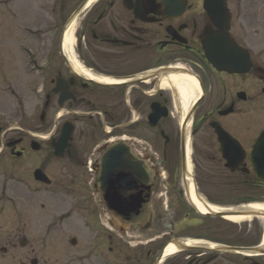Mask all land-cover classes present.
<instances>
[{"label":"flooded vegetation","instance_id":"flooded-vegetation-1","mask_svg":"<svg viewBox=\"0 0 264 264\" xmlns=\"http://www.w3.org/2000/svg\"><path fill=\"white\" fill-rule=\"evenodd\" d=\"M0 7L12 20L20 8V30H8L4 53L13 70L17 52L19 70L29 81L8 85L23 117L16 114L0 126V264H87L91 255L102 264H264V225L253 239L240 241L221 240L219 232L189 234L194 223L186 205H192L189 186L197 183L190 162L195 149L183 148L184 134L189 140L207 125L219 151L211 125L218 122L246 153L233 171L219 151L220 161L231 175L247 176L250 188H262L259 203L264 204V183L254 177L248 159L264 129L252 139L250 133L231 130L230 121L247 104L264 109V0H0ZM173 76L198 85L189 90L195 102L181 122L179 149L169 130L175 126L174 109L182 114L186 82L175 86ZM28 92L31 101L23 98ZM152 112L160 116L156 123ZM141 126L146 133H140ZM70 127L73 133L62 155L69 157L67 174L53 175L64 159L57 155L55 141ZM159 137L163 146L157 149ZM120 140L146 170L126 177L139 181L131 189L141 198L134 210L147 217L126 225L111 216L95 185L100 178L107 180L101 176V159ZM78 209L86 227L108 230L95 245L99 254L44 255L37 237L59 249L57 236L64 224L73 223ZM114 239L120 254L108 261V252H114L108 243ZM67 242L78 243L75 236ZM173 242L177 251L165 254ZM127 244L138 251L131 259L125 254Z\"/></svg>","mask_w":264,"mask_h":264},{"label":"rangeland","instance_id":"rangeland-1","mask_svg":"<svg viewBox=\"0 0 264 264\" xmlns=\"http://www.w3.org/2000/svg\"><path fill=\"white\" fill-rule=\"evenodd\" d=\"M18 17L15 19H11V17L4 12L3 7H0V126L7 125L12 122L15 115L19 114L21 117L22 113L19 111L16 112V98L8 91V85H12V82L15 80L23 85V81L26 84L29 83L27 80H24L23 76L25 75L24 70H19L20 60L16 55L17 52L13 53L14 62L17 66L15 69L8 68L7 63H9L8 58L5 55V48L8 45L7 36L9 34V29L20 30V25L18 19L20 18V8L15 9ZM35 20V19H34ZM30 21V18H29ZM21 41V38L18 41H13L12 46L17 47L18 43ZM6 65V67L4 66ZM12 74V77L10 75ZM11 83V84H10ZM25 85V84H24ZM13 86V85H12ZM15 86V85H14ZM22 87V86H21ZM28 90V87H27ZM25 88V91H27ZM29 91V90H28ZM29 97V98H28ZM28 98V101H31L30 93L23 97ZM178 106V101H176ZM30 103V102H27ZM33 109L35 101L32 102ZM246 109V110H245ZM243 112V111H242ZM30 113V114H29ZM12 114V116H10ZM31 111L27 112V120L30 122ZM25 116V115H24ZM177 118H176V117ZM200 117L199 113L196 116V119ZM65 117H61V120ZM231 125L233 126L231 130L234 128L235 131L239 132V134L250 133L255 139L256 136L264 129V109L263 106L259 103H251V105L247 104L244 106V113L235 114L230 116ZM172 120L175 122V126L173 123V127L171 130L174 140L176 142L177 148H180L181 143V115L177 114L174 109V115L172 116ZM171 124L168 122V126ZM236 127V128H235ZM51 129V128H50ZM128 131H124V135H128ZM147 131L143 130V127H140V133H146ZM47 136V135H46ZM149 136V134H148ZM157 139V138H156ZM78 147V143L76 142ZM163 146V140L159 137V141L156 140V148L160 149ZM189 147L190 151L192 148L193 151L192 158L193 161H190L193 167V173L195 174V179L198 186V191L200 192L202 198L211 205L220 207V208H235L238 206H242L246 200H249L250 203H259L261 194L263 191L259 188H250L249 184L245 183V179L247 176H243L239 178L237 174L231 175L228 170L224 167L223 163L220 161V153L218 151V144L213 133V130L210 127L204 126L200 133L194 134V136H189ZM80 152V151H79ZM180 152V151H179ZM83 153V151H82ZM64 157V156H63ZM62 157V158H63ZM67 156L64 157L63 160L58 161V170L52 169L53 175H64L67 174L66 165L68 166L70 163L68 161ZM52 164V161L50 162ZM66 164V165H65ZM69 167V166H68ZM64 179V178H61ZM76 184H80L77 182ZM251 185V184H250ZM191 189V187H190ZM252 191V192H251ZM188 202V201H187ZM190 208V212L188 215V220L193 224V228L189 230V234L191 235H200L202 233H210L209 236H213V232H219L218 238L221 240H230L234 239V241H240L244 239H253L257 233V228L263 226L260 218L252 217L250 219H245L243 221H230L226 218L220 217H206L205 220L202 219L201 215L195 212L192 208V205L188 202L186 205ZM82 210H77V214L69 225H63V229L57 236V243L60 240L59 249L56 247L50 246L52 242H47L46 237L44 241L41 242V237H37V243L41 247L43 254H72L74 253L78 257L82 254H94L95 245L97 243H101L103 239V234L105 233V229L96 228L95 226L90 229L86 227L83 223L84 216L81 217L79 214ZM183 215H176L180 217ZM166 217V216H164ZM161 218V222L165 219L162 215H159ZM202 220V222H201ZM209 222V223H207ZM69 223V222H68ZM202 225L200 226V224ZM199 224V225H198ZM8 224L6 223V226ZM110 227V226H109ZM207 227H212L211 231L207 230ZM23 230V229H22ZM21 230V231H22ZM25 231V230H23ZM38 234V231L28 230L25 231V234L32 235ZM159 233V232H158ZM159 235V234H158ZM77 238V246H73L70 242H67V239H71L72 237ZM217 236V235H216ZM117 239V238H116ZM116 239H114V243H110L109 240L108 247H113L114 252H108V261H113L112 257L114 255L120 254L118 252V248L116 245ZM65 240V241H63ZM54 241V240H53ZM54 243V242H53ZM49 245V246H47ZM128 248L125 249V254L128 258H132L136 254V249L129 244ZM145 246H143L144 248ZM58 249V250H57ZM56 251V252H54ZM138 252V251H137ZM16 253H22V249L19 247L16 250ZM95 254H99L95 250ZM159 254V253H158ZM95 257L99 256H90V262L87 264H102L101 258L99 257L97 261H95ZM16 261V260H14ZM116 261V259H115ZM132 261V260H131ZM17 262V261H16ZM14 262V264H17ZM52 264V263H50ZM78 264V262H76ZM128 264V263H127Z\"/></svg>","mask_w":264,"mask_h":264},{"label":"water","instance_id":"water-1","mask_svg":"<svg viewBox=\"0 0 264 264\" xmlns=\"http://www.w3.org/2000/svg\"><path fill=\"white\" fill-rule=\"evenodd\" d=\"M208 57L212 59V54L208 53ZM236 70L241 71L240 68ZM198 104V103H197ZM197 104H195L190 112L188 113L185 122H187L192 116ZM168 115L166 112L163 114ZM154 117V122L160 116H154V112L150 115V119ZM212 127L217 135L220 143L219 151L223 158L226 160V167L230 170H235L240 163L246 157V153L243 150L240 143L234 139L218 122H212ZM73 130L70 128H64L62 136L56 141L54 148L58 156L62 157L65 148L68 146L70 137ZM184 133V131H183ZM184 137V135H183ZM185 147L183 143V148ZM126 153L125 157H122L120 153ZM251 166L254 170L255 177L260 181L264 182V131L256 141L254 148L248 157ZM101 163L104 167V172L101 176H105L107 180L102 181L101 178L97 180L96 187L102 192L106 203L109 206L111 216L126 225L127 222L138 223L143 221L147 214H136L134 210L141 198L131 193L132 187L139 184V181L130 180L128 175H143L145 165L141 163L138 158L133 154L131 147L126 141L120 140L114 142L108 149L107 153L102 157ZM150 174V173H149ZM153 175V172L151 173ZM150 174V175H151ZM198 197L202 200L200 195ZM146 206V204H145ZM197 212L200 213L198 209ZM210 216H226V215H262L264 216V210L252 208L250 205L241 206L225 211H214L208 212ZM123 217V219H122Z\"/></svg>","mask_w":264,"mask_h":264},{"label":"bare ground","instance_id":"bare-ground-1","mask_svg":"<svg viewBox=\"0 0 264 264\" xmlns=\"http://www.w3.org/2000/svg\"><path fill=\"white\" fill-rule=\"evenodd\" d=\"M186 82V85L183 87L182 91H183V97H182V102L179 103L180 106H182V114H181V120L184 118L186 112L188 111L189 107L191 106V104H193L195 101H194V97L192 96L191 97V93L189 92V90H191V88L195 89V88H198V85L196 84V82L190 80V78H186L185 76H173L171 78V82L175 85V86H181L180 84L182 82ZM180 102V101H179ZM192 187H191V199H192V202L193 204L196 206V208L201 211L202 213L206 214L208 213L209 211L211 210H216V211H225L227 209H223V208H220V207H217V206H214V205H211V204H208L205 200L204 202L198 198V196L196 195V191H195V187L193 184H191ZM247 205H250V206H253L252 208H257L259 210H264V204H261V203H251V204H247ZM253 216H246V215H226L225 218L227 220H230V221H243L245 219H250L252 218ZM260 219H261V222L263 223L264 225V216H258ZM174 243L176 242H173V243H170L166 250H165V254H171V253H175L177 251V248L178 246H176Z\"/></svg>","mask_w":264,"mask_h":264}]
</instances>
